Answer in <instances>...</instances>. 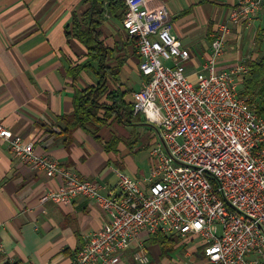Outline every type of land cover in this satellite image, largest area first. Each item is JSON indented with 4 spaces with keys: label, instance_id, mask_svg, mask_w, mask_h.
Listing matches in <instances>:
<instances>
[{
    "label": "crops",
    "instance_id": "1",
    "mask_svg": "<svg viewBox=\"0 0 264 264\" xmlns=\"http://www.w3.org/2000/svg\"><path fill=\"white\" fill-rule=\"evenodd\" d=\"M239 1L151 0L153 6L165 7L172 33L190 52L187 78L202 69L217 26ZM90 7V0H0V125L33 143L36 155H46L80 177L106 185L108 194L116 192L117 178L111 168L147 187L157 132L133 111L132 93L146 78L138 70L134 41L121 26L123 4L118 18L108 13L104 1L97 27L108 69L106 91L98 102L111 106L116 101L118 112L102 126L74 130L71 141L64 143L65 124L59 119L72 114L75 93L98 81L97 62L73 36V27L86 28L84 18ZM263 10L264 5L256 18ZM255 24L253 20L231 26L218 71L247 70V62L261 58L250 49L262 30H256ZM61 183L60 178H49L16 159L0 140V264H72L88 236L106 223V215L84 198L69 206L38 203L45 191ZM158 236L140 234L122 253L119 264H137L132 255L138 244L147 251V264L204 262L199 237Z\"/></svg>",
    "mask_w": 264,
    "mask_h": 264
},
{
    "label": "built area",
    "instance_id": "2",
    "mask_svg": "<svg viewBox=\"0 0 264 264\" xmlns=\"http://www.w3.org/2000/svg\"><path fill=\"white\" fill-rule=\"evenodd\" d=\"M120 1L122 29L134 41L138 70L146 78L132 93L133 111L157 132L148 186L111 168L116 192L108 194L98 180L36 155L33 143L2 125L0 140L33 170L61 179L39 204L69 206L84 198L106 215L72 264H119L142 233L199 237L204 262L188 264H264V117L240 94L247 70H217L231 26L253 21L264 0H240L231 8L215 30L195 83L185 73L190 52L172 33L165 7L151 0ZM132 259L148 263L143 245Z\"/></svg>",
    "mask_w": 264,
    "mask_h": 264
},
{
    "label": "trees",
    "instance_id": "3",
    "mask_svg": "<svg viewBox=\"0 0 264 264\" xmlns=\"http://www.w3.org/2000/svg\"><path fill=\"white\" fill-rule=\"evenodd\" d=\"M107 2V11L111 16H118L121 13L122 4L120 0H90L91 7L84 18L86 28L84 30L73 27V36L84 45L88 55L97 62L98 70L96 74L98 81L95 86L87 87L75 93L73 97V112L69 116H63L59 120L65 124L63 135L64 143L71 141L74 130L85 129L89 125L102 126L114 114H117L119 105L116 101L111 106L102 105L98 99L106 91V74L108 69L105 66L106 49L100 41L97 27L102 22L104 11L103 2ZM119 11V12H118ZM118 12V13H117ZM122 19V17H121ZM248 75L240 84V94L246 96L250 104L255 103L257 114L264 117V54L258 61L247 62ZM114 99L115 96L110 95ZM103 111V116L99 112ZM157 238H161L158 236ZM174 243V241H172Z\"/></svg>",
    "mask_w": 264,
    "mask_h": 264
},
{
    "label": "rangeland",
    "instance_id": "4",
    "mask_svg": "<svg viewBox=\"0 0 264 264\" xmlns=\"http://www.w3.org/2000/svg\"><path fill=\"white\" fill-rule=\"evenodd\" d=\"M262 16L260 18H255L254 20L256 21L255 24V29L258 30V28H261L262 30H259L258 34L255 36L253 40V44L250 46L252 52L256 55V57H261L264 54V10L261 11ZM260 16V14H259ZM257 17V16H256ZM258 19V20H256ZM245 41L250 42L251 38L249 36L246 38L245 36ZM250 50V51H251ZM188 81L190 83H195L196 81V76L193 77H188ZM249 102V101H248ZM252 106H256L255 103L251 104Z\"/></svg>",
    "mask_w": 264,
    "mask_h": 264
}]
</instances>
